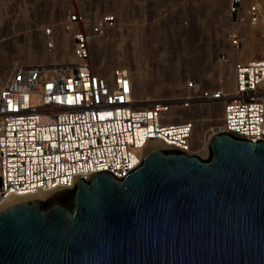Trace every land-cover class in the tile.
Wrapping results in <instances>:
<instances>
[{
	"label": "built area",
	"instance_id": "2783aa9c",
	"mask_svg": "<svg viewBox=\"0 0 264 264\" xmlns=\"http://www.w3.org/2000/svg\"><path fill=\"white\" fill-rule=\"evenodd\" d=\"M66 1L62 29L71 35L73 61L16 67L0 88V210L13 196L69 190L95 173L122 179L153 141L158 149L196 155L192 136L203 105L222 107L209 139L227 133L253 144L264 141V55L233 62L231 92L191 79L173 98L140 101L129 69L107 72L91 51L95 40L117 28L119 14L94 13L90 3L80 8L78 0ZM226 13L234 25L255 27L263 12L257 3L227 0ZM42 34L51 56L56 32L51 27ZM229 41L239 45L236 34ZM219 62L227 63V56Z\"/></svg>",
	"mask_w": 264,
	"mask_h": 264
},
{
	"label": "water",
	"instance_id": "95a60500",
	"mask_svg": "<svg viewBox=\"0 0 264 264\" xmlns=\"http://www.w3.org/2000/svg\"><path fill=\"white\" fill-rule=\"evenodd\" d=\"M208 154L154 149L1 209L0 264H264V141L218 133Z\"/></svg>",
	"mask_w": 264,
	"mask_h": 264
},
{
	"label": "rangeland",
	"instance_id": "374dc122",
	"mask_svg": "<svg viewBox=\"0 0 264 264\" xmlns=\"http://www.w3.org/2000/svg\"><path fill=\"white\" fill-rule=\"evenodd\" d=\"M88 3L92 4L94 13L111 10L119 14L117 28L100 38L104 46L98 58L106 62L103 66L107 72L117 66L136 68L141 72L142 85L132 79L135 98L140 101H144L138 98L144 89L152 91L163 84V89L167 90L169 85L177 83L181 89L183 83L191 79L211 89L219 88L215 77L218 68L228 67L236 61H249L255 54L252 48L257 47V40L262 35L258 26L232 24L226 13L227 0L77 1L80 8ZM69 5L66 0H0V67H5L6 75L9 76L16 67L35 64L19 62L28 49L46 54L44 44L47 39L42 31L52 27L60 33ZM233 34L239 38L237 47H232L229 41ZM221 55L227 56V63L219 62ZM47 58L40 63L56 61L50 56ZM202 74L212 76L214 82H203ZM167 96L151 97L149 101L173 98ZM216 107H220L221 115V105ZM209 119L206 115L199 118L202 136L215 126ZM204 149L196 148V156L207 159L209 154L208 151L203 153Z\"/></svg>",
	"mask_w": 264,
	"mask_h": 264
},
{
	"label": "bare ground",
	"instance_id": "6f19581e",
	"mask_svg": "<svg viewBox=\"0 0 264 264\" xmlns=\"http://www.w3.org/2000/svg\"><path fill=\"white\" fill-rule=\"evenodd\" d=\"M255 1L254 3H257L262 10V18L260 23L257 25L258 29L260 31V33H262L261 37H259L260 40L264 39V0H244V4H247L248 2H252ZM249 25V24H247ZM251 26V25H249ZM255 26V27H257ZM254 28V26H251ZM257 34V32H256ZM105 36V35H104ZM251 36V34H250ZM54 39V38H53ZM56 49L54 51V54L51 55L50 57L55 59L58 62H65V63H71L73 61V56H72V39H71V35L67 32H64L63 30L60 33L56 32ZM257 40V47H253L252 48V52L254 50L255 54L250 56V58L248 60H258V59H262L263 55H264V41H260ZM253 43V42H252ZM251 43V44H252ZM250 44V42H249ZM104 46V42L101 41L100 39H97L94 41V44L92 46V52L95 53V55L93 56L94 58V63L96 65L99 66H103L106 62L102 59L98 58V55L101 52L102 47ZM255 46V45H253ZM233 51L231 50V53ZM230 53V54H231ZM234 54L238 56L237 52H233ZM240 54V53H239ZM47 57H49V55L44 52H40L36 49H28L23 56L19 59L20 63L23 64H31V63H36V62H45V60L47 61ZM97 57V58H96ZM52 59V60H53ZM96 59V60H95ZM233 63L230 64V66L228 67H224L222 68L221 66L218 68L217 74L215 75L218 85H219V89H222L224 92H231L233 90V75L232 69ZM6 68H8V66H6ZM4 66L0 67V88L1 86L4 85V83L6 82V80L8 79V74L6 75L4 73ZM130 74H131V78L135 79L138 81V83L140 85H142V74L139 70H137L136 68H130ZM231 70V71H230ZM200 79H202L203 82H207V81H212L213 77L210 75H201ZM161 87H157V88H153L152 91H148L145 90L143 87V91L142 93H140L138 95V98L141 100H144L145 102L149 101L151 97H162V96H167V97H174L176 95V92L179 91V85L178 83L176 85H169L167 90L163 89V84L160 85ZM153 94V95H151ZM219 106V104H212V105H205V106H201L200 109L198 110V113L196 114V119L198 118V120L196 121V127L194 129L193 132V143L195 146V152H196V148L200 149L202 151V148L205 150L203 153L208 151V142H209V129L207 131H205V134H203L202 136V131H200V128H202L201 122L199 121V118H202L204 115H206L209 119V122L212 125H219L220 123V119L218 117H220V107H216ZM222 109V107H221ZM222 112V111H221ZM198 115V116H197ZM202 136V137H201ZM201 140V142H200ZM159 144L157 142H151L149 144L146 145L145 147V154L148 153L151 150L154 149H158ZM207 149V150H206ZM199 152V151H198ZM206 154V153H205ZM51 194L50 193H44V192H38L36 194L33 195H27V196H20V197H11L9 199V201L5 204L4 208L14 204V203H18L21 201H25V200H45L47 199ZM3 209V208H2Z\"/></svg>",
	"mask_w": 264,
	"mask_h": 264
}]
</instances>
